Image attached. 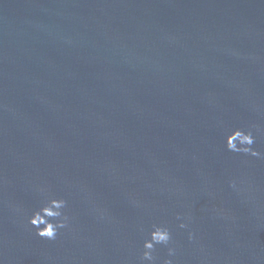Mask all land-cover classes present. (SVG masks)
<instances>
[{"label":"water","instance_id":"obj_1","mask_svg":"<svg viewBox=\"0 0 264 264\" xmlns=\"http://www.w3.org/2000/svg\"><path fill=\"white\" fill-rule=\"evenodd\" d=\"M253 125L264 153V0H0V264H139L153 224L175 264H264V159L225 148Z\"/></svg>","mask_w":264,"mask_h":264},{"label":"clouds","instance_id":"obj_2","mask_svg":"<svg viewBox=\"0 0 264 264\" xmlns=\"http://www.w3.org/2000/svg\"><path fill=\"white\" fill-rule=\"evenodd\" d=\"M254 128H256L255 125L247 129L236 128L231 130L226 135V150L235 154L264 159V153L253 147L256 143ZM256 131H259V129L256 128ZM231 186L235 188V182ZM39 192L44 197V203L39 210L34 211L27 217L28 225L36 229L35 234L39 238L54 242L61 231L67 229L70 225L71 217L68 214V201L63 197L54 195L51 189L47 187H41ZM17 211H20V209H17ZM100 218H104L103 213L100 214ZM190 219V217L177 216V220L186 221L180 223L178 227L188 229ZM140 231H144L142 226ZM188 239L190 242L194 241L195 233L189 230ZM158 247L167 249L168 258L163 261V264H175L178 246L173 240L172 230L163 224H153L151 226L143 242L139 264H157L155 253Z\"/></svg>","mask_w":264,"mask_h":264}]
</instances>
